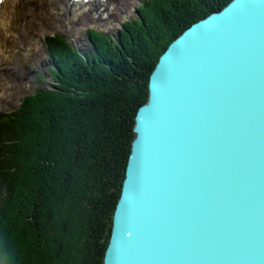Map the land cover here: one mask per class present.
I'll return each mask as SVG.
<instances>
[{
	"label": "water",
	"instance_id": "obj_1",
	"mask_svg": "<svg viewBox=\"0 0 264 264\" xmlns=\"http://www.w3.org/2000/svg\"><path fill=\"white\" fill-rule=\"evenodd\" d=\"M134 133L104 264H264V0L170 45Z\"/></svg>",
	"mask_w": 264,
	"mask_h": 264
},
{
	"label": "trees",
	"instance_id": "obj_2",
	"mask_svg": "<svg viewBox=\"0 0 264 264\" xmlns=\"http://www.w3.org/2000/svg\"><path fill=\"white\" fill-rule=\"evenodd\" d=\"M233 1L147 0L116 36L91 31L83 54L50 38L53 84L3 113L0 264H104L151 75L174 41Z\"/></svg>",
	"mask_w": 264,
	"mask_h": 264
},
{
	"label": "bare ground",
	"instance_id": "obj_3",
	"mask_svg": "<svg viewBox=\"0 0 264 264\" xmlns=\"http://www.w3.org/2000/svg\"><path fill=\"white\" fill-rule=\"evenodd\" d=\"M136 2L137 0L78 3L72 0H5L0 5V107L8 102L15 87L21 84L14 82L7 71L17 65L22 52L30 49L41 56L44 36L57 31L73 33L75 42L82 43L81 33L86 27H107L108 21L119 20V14L135 8ZM24 90L25 88H19L20 94Z\"/></svg>",
	"mask_w": 264,
	"mask_h": 264
},
{
	"label": "rangeland",
	"instance_id": "obj_4",
	"mask_svg": "<svg viewBox=\"0 0 264 264\" xmlns=\"http://www.w3.org/2000/svg\"><path fill=\"white\" fill-rule=\"evenodd\" d=\"M145 1L147 0H137V2L135 3V8L127 10V12H123V13L121 12L119 14V20L115 22L108 21L107 27H101L95 25L86 27L84 29L85 31L81 33V36L83 35L81 37L82 43L77 44L75 42L76 40L74 39L73 33L67 34L64 33L63 31H57L53 33H47L44 36L42 43L43 54H41V56H38V54L36 55L35 52L31 51L30 49H27V51L22 52L19 55L18 62L16 63L17 65H14L13 69L11 68V70L9 69L7 71L9 77L12 78L14 82L18 81L21 82V84L20 86L15 87L13 91L14 94H12V97L9 98L8 102L4 106L2 105L0 107V135H1L0 143L3 142L5 136V133L1 134V132L6 131V129H3V122H2V118L4 117L3 113L6 111H15L16 109L19 108L22 100L26 96L33 94L39 88H44L48 85L53 84L52 83L53 74L50 73V68H55V63H54L55 61L52 62L47 52V43L50 41V38L53 35L54 37H57L59 35L62 36L64 39H67L72 43L74 47L80 50L81 53L91 52V46H90L91 31L97 30V32H101L104 35L116 36L117 34L120 33V31L123 30V26L126 22H128V20L130 19L134 20L137 18V12L139 10V7ZM42 73L44 74L42 75ZM19 88H25L24 93L20 94ZM3 152L4 150L0 149V153ZM73 236H74V240L77 241L78 244L80 243L79 248H84V245H82V241H78L79 239L78 236H80V234L78 235L77 233H74ZM74 240L73 242H75Z\"/></svg>",
	"mask_w": 264,
	"mask_h": 264
}]
</instances>
